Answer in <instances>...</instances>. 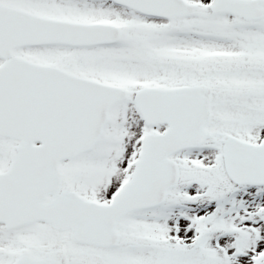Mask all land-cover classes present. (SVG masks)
Instances as JSON below:
<instances>
[{"label": "snow or ice", "instance_id": "snow-or-ice-1", "mask_svg": "<svg viewBox=\"0 0 264 264\" xmlns=\"http://www.w3.org/2000/svg\"><path fill=\"white\" fill-rule=\"evenodd\" d=\"M0 264H264V0H0Z\"/></svg>", "mask_w": 264, "mask_h": 264}]
</instances>
